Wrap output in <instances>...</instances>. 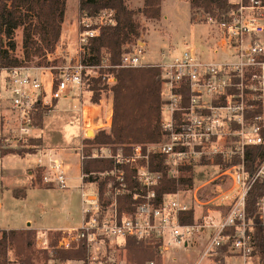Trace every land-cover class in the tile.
<instances>
[{"label": "built area", "instance_id": "obj_1", "mask_svg": "<svg viewBox=\"0 0 264 264\" xmlns=\"http://www.w3.org/2000/svg\"><path fill=\"white\" fill-rule=\"evenodd\" d=\"M228 3V12L207 17L215 33V44L208 46V51H231L226 62L207 60L202 52L190 49L171 60L145 64L137 44L115 66L108 56L97 65H89L80 55L62 66L25 62L4 67L0 51V86L8 93L7 101L15 114L14 134L22 141L38 128L35 120L40 111L49 115L60 100L80 96L90 77L113 85L116 79L110 69L155 67L161 71L162 141L134 145L129 152L103 145L89 156L81 148L74 149L81 162L78 189L82 221L79 227L64 232L58 248H83L86 255L82 261L63 264H115L106 253L128 240L155 244L160 254L187 249L199 241L202 250L196 264H221L216 259L227 246L225 264H257L247 203L250 192L261 184L256 216L258 226L264 228V156H249L251 149L264 146V0ZM115 24L113 10L81 20V52L100 35L103 26ZM47 61L51 63L49 58ZM88 110L89 116L82 110V131L98 124L93 111ZM109 123L103 128H109ZM155 155L164 159L168 178L178 179L184 166L214 165L219 171L216 179L228 186H220L216 197L207 201L199 194L206 184L165 194L159 201L156 188L165 172L152 169L151 157ZM86 159L111 161L113 168L83 174ZM38 165L45 169L43 180L49 187L70 188L68 164L52 160L46 165L39 160ZM129 178L135 187H130ZM123 197L129 198L121 201ZM192 210L194 222H183L182 215Z\"/></svg>", "mask_w": 264, "mask_h": 264}, {"label": "trees", "instance_id": "obj_2", "mask_svg": "<svg viewBox=\"0 0 264 264\" xmlns=\"http://www.w3.org/2000/svg\"><path fill=\"white\" fill-rule=\"evenodd\" d=\"M131 0H79V20L96 16L104 10H113L116 24L103 26L100 35L91 39L85 46L83 62L97 65L105 57H109L110 64L115 66L121 63L122 55L130 47L138 44L142 37L141 23L137 20L140 13L148 20H160L162 0H145L144 7L135 11L128 7ZM191 11L202 12L207 17L228 12V0H190ZM67 0H0V51L2 65L13 67L22 65L33 58L46 60L48 54H53L58 46L62 34V25L65 20ZM23 29V59L16 56V31ZM87 53V54H86ZM116 82L113 85L102 87L100 78L87 81L85 92L92 94L90 103L98 105L101 101L103 89H108L113 95L112 122L109 128H101L96 137L90 140L94 146L110 145L115 149L129 152L134 145L158 143L164 139L161 126L162 114V75L155 67L136 69H110ZM110 86V87H108ZM44 111H40L35 125L42 129L44 126ZM42 143L41 139L38 141ZM0 155H23L24 151L7 150L1 145ZM254 152V154H253ZM29 153V154H35ZM249 156L257 153L264 156V146L251 149ZM89 156V154H87ZM151 167L156 171L165 172L164 179L156 188L158 200L165 194L176 193L179 190L193 189L199 183L194 168L184 166L178 179L168 178L165 171L164 159L158 156L151 157ZM113 168V162L97 159H88L82 163V173L104 172ZM131 174V173H130ZM129 174V175H130ZM200 175V174H199ZM130 187H135L128 179ZM33 186L35 184L33 183ZM219 188V185H217ZM105 188L104 183L101 190ZM263 188L258 184L250 192L247 203V220L252 222L251 234L254 242V256L257 264H264V228L258 226L256 203L262 196ZM25 195V194H24ZM129 197L121 198V201ZM123 210V208H121ZM195 212L182 215L185 223L194 222ZM62 236L61 232H56ZM33 230H8L0 238V264H34L38 259L35 249ZM54 261H82L85 259V249L63 250L58 248V242L52 246ZM128 262L130 264H145L146 261L160 260L155 244L128 240L125 244ZM14 252L15 259L10 252ZM49 257V252H42ZM227 246L221 250L216 260L225 264ZM147 259V260H146ZM150 261V262H151Z\"/></svg>", "mask_w": 264, "mask_h": 264}, {"label": "rangeland", "instance_id": "obj_3", "mask_svg": "<svg viewBox=\"0 0 264 264\" xmlns=\"http://www.w3.org/2000/svg\"><path fill=\"white\" fill-rule=\"evenodd\" d=\"M140 1L142 0H132V2H128V7L138 11L144 7V4ZM161 12L160 20H148L140 13L137 14L136 18L142 27V37L139 41L140 45L138 44L136 49L141 51L139 55L143 63H162L190 49L202 52L204 58L207 60L226 62L231 59V51L223 49L217 54H212L208 51V46L215 44L214 27L209 25L207 16L204 13L191 11L190 0H162ZM15 40L17 43L15 54L23 58L22 28L16 31ZM80 55L82 59L87 58L85 52H81L80 47L77 48L76 54L67 53L66 51L59 50L57 47L56 51L50 57H47L51 60V63L47 61V58L43 61H41L42 58H33L29 62L31 66H36L38 63L42 66H62ZM92 74L93 76L98 75L97 73ZM92 78L96 77H90V79ZM106 85L103 82L102 87ZM5 94L8 95L0 87V96ZM80 96L75 95V98H79L83 102H90L92 94L84 91ZM0 100L2 101L3 99ZM101 100L103 101L105 110L102 124H105L107 121V107L111 100L113 101V95L109 88L103 89ZM3 109L4 114H6V122L11 123V125L9 124L10 131L0 135L2 140L1 145L7 150L24 151L25 153L23 155L10 154L5 157H1L0 155V185L3 183L8 186L25 188L16 189L15 195L12 193L13 191L7 192L6 189H4L3 193L0 192V203L3 205V209L0 211V229L18 230L24 227L27 228L30 223L32 225L31 228L37 229L36 231L33 230L36 232L34 241L37 254L40 253L39 258L34 259L33 263L63 264L65 262L54 261L50 256L53 254L52 246L56 245L57 242L59 243L64 233H62L60 238V235L56 232L48 230L50 228L80 226L82 221L80 190H74L71 194L70 191L67 192L59 188H46L49 186L43 180L46 174L45 169L40 166H30V164L37 163L41 154L31 155L29 153H38V150L46 145L55 148H74L77 146L76 148H81L85 155H91L100 146L91 145L90 140L96 137L98 131L103 126L98 127L101 125L100 123L96 125V128L93 127L82 131L81 137L79 103L70 99L60 100L57 109L50 116L47 114L44 116V119L47 116L48 118L43 128L33 130L32 137L28 138L27 141H22L18 138L17 134H14L17 126V123L14 122V112H12L7 103ZM86 113L89 116L88 109H86ZM7 139L9 141H6ZM39 139L45 141V145L43 143L44 146L42 143L34 142ZM74 149L64 153L67 156H65L63 161L65 164L72 163L74 165L72 173H77L79 159L76 157ZM29 172L31 173L29 174ZM194 172L197 179H199L196 187L206 184L199 193L202 200L207 201L215 198L219 191L217 185L219 187L228 186L226 181L222 180L223 182H221V180L216 179L219 173L218 166L203 165L202 167H195ZM28 176H31V181L27 182ZM31 182L35 184V188L30 187ZM3 232L5 230H0V238ZM46 242H48V245L45 244ZM201 250L199 241H197L187 249L178 248L166 254L159 253L160 260H153V262L156 264H194L199 260ZM42 252H49L50 258L48 259L46 254H42ZM10 256L15 259L13 251L10 252ZM106 256L113 260L115 264H130L125 245L111 248L106 253ZM150 261H146L145 264H148ZM69 264L81 263L74 262ZM203 264L213 263L205 261Z\"/></svg>", "mask_w": 264, "mask_h": 264}, {"label": "crops", "instance_id": "obj_4", "mask_svg": "<svg viewBox=\"0 0 264 264\" xmlns=\"http://www.w3.org/2000/svg\"><path fill=\"white\" fill-rule=\"evenodd\" d=\"M145 0L140 1L142 4H144ZM132 2V0L130 1ZM79 0H67V6H66V14H65V20L64 23L62 25V34H61V39L58 43V49L62 50V51H66L67 53H75L76 54V50L79 47V32H80V26H79ZM138 44L140 45V42H138ZM75 57V56H72ZM78 57V56H77ZM71 58V57H70ZM2 88V86H0ZM81 97V96H80ZM8 96L5 95H1L0 99H3L2 101L0 100V135L5 134L7 131H10V126L11 123H7L6 122V114H4L5 112H3V107L5 108L6 103L8 104L7 101ZM74 100L77 101L79 103V112H80V131H81V137H82V110L84 109H91L93 111V119L95 120V122H97L98 124L101 123V125H99V127L103 126L106 127L107 124L103 123L102 124V117L105 114V110H104V105L103 104H98V105H93L90 102H83L81 101V99L79 98H75V96L70 95L67 99L64 100ZM9 105V104H8ZM58 107V103L56 104L55 109L52 111L54 112ZM51 112V113H52ZM51 113L48 115L50 116ZM112 113H113V101L111 100L110 104L107 107V121L106 122H110L109 124H111L112 122ZM48 116L45 118L44 120V124L48 118ZM101 127V128H103ZM45 145V141L42 140V145ZM43 145V146H44ZM77 146H75L74 148H76ZM74 148H69V147H64V148H55V147H49V146H44L43 148H41L40 150H38V153L35 154H41V157L37 160L36 164H30L31 167H38V163L39 160H42L44 164H50V161L52 160H60L63 161V159L65 158L64 153L66 151L69 150H73ZM76 157H78V154L75 152ZM32 155V154H31ZM79 159V157H78ZM64 162V161H63ZM29 166V167H30ZM68 166L70 167V171H69V189L68 190H64V191H70V193L72 194L74 190H79L78 187L81 184L80 181V175H81V162L80 160H78L77 163V173H72V169H73V164L72 163H68ZM31 172H29L30 174ZM1 174H2V170H1ZM32 176V174H31ZM31 176H28V179L26 180L31 181ZM2 185H0V192L3 193L4 189L7 190V192L9 191H13L12 193L15 195V192L17 191L16 189L19 188H25V187H14V186H8V185H4L3 183H1ZM29 184V183H28ZM19 186V183H18ZM30 187H34L33 183L31 182ZM46 188H55V187H46ZM80 205H81V198H80ZM3 209V205L2 203H0V211H2ZM31 224L29 223V226L27 228H20L18 230H34L36 231L37 229L31 228ZM30 227V228H29ZM73 228H77L76 226H70V227H59V228H50L48 231H52V232H61L64 233L65 231L69 230V229H73ZM0 230H5L8 231L6 229H0ZM10 230V229H9ZM39 231V230H38ZM197 261L194 263L196 264Z\"/></svg>", "mask_w": 264, "mask_h": 264}, {"label": "bare ground", "instance_id": "obj_5", "mask_svg": "<svg viewBox=\"0 0 264 264\" xmlns=\"http://www.w3.org/2000/svg\"><path fill=\"white\" fill-rule=\"evenodd\" d=\"M90 133V132H89Z\"/></svg>", "mask_w": 264, "mask_h": 264}]
</instances>
